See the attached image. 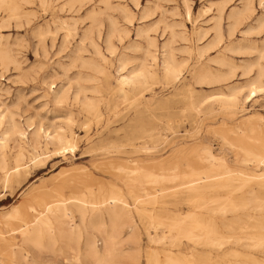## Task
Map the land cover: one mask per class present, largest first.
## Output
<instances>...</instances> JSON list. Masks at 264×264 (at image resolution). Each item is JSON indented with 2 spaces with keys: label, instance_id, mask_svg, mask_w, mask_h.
<instances>
[{
  "label": "rangeland",
  "instance_id": "obj_1",
  "mask_svg": "<svg viewBox=\"0 0 264 264\" xmlns=\"http://www.w3.org/2000/svg\"><path fill=\"white\" fill-rule=\"evenodd\" d=\"M0 58L2 231L4 214L14 206L27 213L33 197L42 200L74 171L86 170L94 188L102 182L106 197L114 182L126 195L116 181L126 166L190 163L192 180L203 183L209 165L174 156L209 146L234 176L250 175L239 161L251 145L243 132L264 129V0H0ZM19 146L25 158L17 163ZM253 149L264 156V146ZM207 195L220 199L216 211L199 216H214L219 233L253 231L241 233L219 209L236 195ZM144 200L147 210H163L153 194ZM190 211L172 207L147 226L169 235L172 219ZM149 246L162 248L143 233L141 264Z\"/></svg>",
  "mask_w": 264,
  "mask_h": 264
},
{
  "label": "bare ground",
  "instance_id": "obj_2",
  "mask_svg": "<svg viewBox=\"0 0 264 264\" xmlns=\"http://www.w3.org/2000/svg\"><path fill=\"white\" fill-rule=\"evenodd\" d=\"M254 130L251 135L247 130L243 132V138L251 145L243 149L245 154L239 161L246 166L249 177L234 176L226 159L216 155L209 146L193 150L192 154L174 156L177 162H191L188 156L194 155L195 162L209 165V175L203 183L192 180L189 170L194 168L190 163L189 170L180 166L159 171L126 166L120 172L123 175L116 178L124 186L126 195L113 181L106 197V186L100 182L94 188L86 170L74 171L66 178L63 175L42 200L33 197L27 213L14 206L4 214L6 230L0 229V256L4 260L0 264H141L143 233L149 241L162 244L161 250L147 247L144 254L147 264H209L220 260L241 264L232 263L234 258L264 264L258 257L264 255V156L253 149L264 146V129L258 133ZM6 145L5 142L2 146L3 153ZM19 147L17 163L25 158L23 147ZM109 165L115 169L112 162ZM168 182L182 185L169 188ZM64 189L71 192L70 196L63 193ZM193 190H197L195 195H191ZM219 190L230 192L239 200L231 198L218 204L224 215L232 213V218L224 219L240 222L243 234L252 229L249 235L224 236L218 232L214 216L207 222L199 216L216 211L214 206L220 199L206 196ZM149 194H153L163 210L146 209L144 196ZM184 205L197 211L178 213L172 219L169 235H160L147 226L153 221L161 222L164 212L172 207ZM13 218L19 222L16 228L11 224Z\"/></svg>",
  "mask_w": 264,
  "mask_h": 264
}]
</instances>
